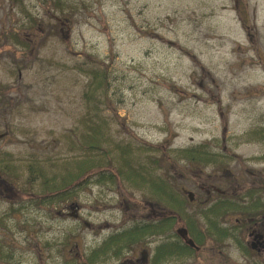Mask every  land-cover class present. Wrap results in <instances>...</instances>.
<instances>
[{
	"label": "rangeland",
	"instance_id": "obj_1",
	"mask_svg": "<svg viewBox=\"0 0 264 264\" xmlns=\"http://www.w3.org/2000/svg\"><path fill=\"white\" fill-rule=\"evenodd\" d=\"M86 115L133 142L132 168H152L184 202L181 188L202 200L211 180L224 199L264 198V0H0V264H86L112 232L164 215L132 174L95 181L119 150H96L90 159L100 162L77 169L86 152L65 135L78 142ZM202 144L224 155L175 154ZM65 165L79 191L39 202L41 169L51 176ZM238 216L223 225L238 227ZM171 235L125 241L119 257L107 249L95 264H145ZM210 246L160 264H225Z\"/></svg>",
	"mask_w": 264,
	"mask_h": 264
},
{
	"label": "trees",
	"instance_id": "obj_2",
	"mask_svg": "<svg viewBox=\"0 0 264 264\" xmlns=\"http://www.w3.org/2000/svg\"><path fill=\"white\" fill-rule=\"evenodd\" d=\"M81 124L83 123V130L77 135V141H74L73 138L76 133L72 134H66L65 139L69 140V142L72 145H77L80 147V149L85 150V159L83 160H77V169L81 170L82 174L90 171L93 167H95L97 164L93 160L90 159L91 153L95 152L96 150H119V154L117 157V164H116V170L117 173H119L122 176L126 175H133V183L138 181L147 182L148 180L144 177L142 173H140L138 170H135L134 168L130 167L129 165V154L133 149L134 143L133 142H116L115 140L111 139V137L105 133H103L102 130V123L96 116H84L80 120ZM202 149L208 150L207 146L205 144L198 145L189 149H184L186 152H190L192 157L196 158H207L209 153L206 151H202ZM109 153V151H105V154ZM197 161V160H195ZM127 167V170H126ZM55 174H53L52 177H54ZM69 178L70 181H73L77 179V177L69 170L67 175H61V179L65 181V179ZM106 178L110 180L115 179L114 173L110 171H103L99 172L96 177V182H103ZM56 185V183H55ZM120 237H110L102 246L101 250L104 252L107 249H111L112 253L115 252V248H113V242L115 240H120ZM166 251H163L162 254H165ZM116 255V254H115ZM166 255H169V253H166ZM100 255H97L96 253H91L87 258L86 264H95L98 260ZM161 256V250L156 255V258H159ZM62 264H80V262L73 261L71 259L64 260Z\"/></svg>",
	"mask_w": 264,
	"mask_h": 264
},
{
	"label": "flooded vegetation",
	"instance_id": "obj_3",
	"mask_svg": "<svg viewBox=\"0 0 264 264\" xmlns=\"http://www.w3.org/2000/svg\"><path fill=\"white\" fill-rule=\"evenodd\" d=\"M0 182H2L0 180ZM264 200L261 199L257 202V208L259 210L256 211L255 220H246L253 221L252 226H247L244 224L241 226L242 220H236L238 223V227L234 229L233 236H230L231 227L224 226V221L229 218V215L221 216L220 218H216L212 223L215 224L213 227L215 233L206 236H203L202 240L210 241V251L211 254L217 253L221 255L225 264H264ZM245 223V222H244ZM243 224V223H242ZM247 234V238L244 235ZM224 240H220L223 239ZM232 239L236 248L240 250L242 253H237L241 258L236 259L232 254L230 255L229 242H226V239ZM201 240V238L199 239ZM184 244V241H178V245ZM222 244V246H220ZM197 245V244H196ZM241 245V246H239ZM220 246V247H218ZM198 248V249H196ZM196 248L193 249L195 252L200 251V247L197 245ZM249 252V255L246 252ZM249 256L253 257L250 259ZM244 258V259H243ZM211 261V259H208ZM250 262V263H249Z\"/></svg>",
	"mask_w": 264,
	"mask_h": 264
}]
</instances>
